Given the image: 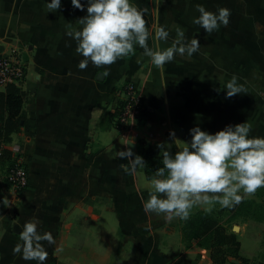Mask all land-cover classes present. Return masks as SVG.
<instances>
[{"label": "crops", "instance_id": "obj_1", "mask_svg": "<svg viewBox=\"0 0 264 264\" xmlns=\"http://www.w3.org/2000/svg\"><path fill=\"white\" fill-rule=\"evenodd\" d=\"M50 2L0 0V52L19 50L27 67L20 85L27 94L24 110L34 120L31 136L15 133L7 144L26 161L28 184L18 194L9 192L0 213V264H37L13 254L19 232L33 218L38 231L51 232L56 241L45 242V264L51 257L52 264H213L208 250L183 239L182 220L145 213L155 172L147 177L143 167L133 170L118 152L131 149L140 156L144 141L162 160L158 143L170 144L174 154L186 145L170 133L190 143V129L197 126L214 134L248 122L250 138H264V0H130L149 9L144 18L150 48H157L158 26L169 32L161 50L172 45L179 26L186 42L198 39L199 51L190 60L177 55L158 69L150 58L140 59L143 49L136 46L133 55L111 66L89 63L83 71V57L66 32L69 23L82 27L77 20L87 14L86 0L84 11L61 0L59 10L48 12ZM197 5L217 14L229 9V24L206 33L192 22L200 15ZM233 74L247 91L226 98ZM126 83L138 89L145 110L119 132L113 113ZM207 207L221 206H197L191 214L209 212ZM242 248L240 243L244 257ZM248 262L229 258L224 264Z\"/></svg>", "mask_w": 264, "mask_h": 264}, {"label": "clouds", "instance_id": "obj_2", "mask_svg": "<svg viewBox=\"0 0 264 264\" xmlns=\"http://www.w3.org/2000/svg\"><path fill=\"white\" fill-rule=\"evenodd\" d=\"M86 4L87 14L77 20L82 27L75 28L69 23L66 32L76 41V53L83 57L78 65L82 71L89 63L94 67L111 66L133 55L136 46L143 49L140 59L150 58L158 69L172 62L177 55L190 60L200 49L198 39L186 42L185 32L179 26L172 45L163 50L158 45L161 41L167 42L169 32L166 27L158 26L154 37L157 48H150L147 41L152 33L144 18L149 9H139L130 0H86ZM71 5L74 9L85 10L82 0H71ZM46 7L48 12H56L61 8V0H51ZM196 9L200 15L192 22L208 34L229 24L231 11L227 8H220L218 14L201 5ZM238 79L233 74L226 83V98L246 93ZM251 131L252 125L248 122L227 125L214 134L197 126L190 129V143L176 139L174 132L170 133L175 143L186 146L173 154L170 144H157L163 166L150 180L151 189L143 202L145 213L162 216L166 221L177 218L187 221L194 207L218 203L221 207L232 208L264 188V138H250ZM118 158L127 159L133 170L147 165L143 157L135 155L131 149L119 151ZM206 210L211 211V207ZM38 223L33 218L23 225L19 232L21 243L15 245L13 254H21L25 261L45 264L49 256L45 242L54 245L56 241L51 232L41 234ZM54 251L60 252L62 248Z\"/></svg>", "mask_w": 264, "mask_h": 264}, {"label": "trees", "instance_id": "obj_3", "mask_svg": "<svg viewBox=\"0 0 264 264\" xmlns=\"http://www.w3.org/2000/svg\"><path fill=\"white\" fill-rule=\"evenodd\" d=\"M26 96V92L16 84H7L0 89V176L7 187L9 185L5 175L15 156L19 155H14V151L8 148L7 144L11 142V137L15 133L22 132L26 136H31L34 126V120L28 117L24 110ZM140 143V156L147 163L143 171L145 176L150 177L163 166L162 160L157 158L155 150L150 145L144 141ZM247 206L250 208L251 205ZM181 233L184 240L190 242L194 239L198 246L208 250L213 264H224L229 258L238 259L242 263L248 262V258L239 255L240 242L236 234L228 230L210 212L198 210L190 214V218L182 223ZM50 260L49 264H52L54 258L51 257Z\"/></svg>", "mask_w": 264, "mask_h": 264}, {"label": "built area", "instance_id": "obj_4", "mask_svg": "<svg viewBox=\"0 0 264 264\" xmlns=\"http://www.w3.org/2000/svg\"><path fill=\"white\" fill-rule=\"evenodd\" d=\"M26 64L17 48L11 47L0 52V89L7 84L20 86L25 79ZM118 107L114 111L113 126L119 132L127 131L143 114L144 105L140 99L138 89L132 83L123 85L120 91ZM14 155H17L14 152ZM5 178L11 193L18 194L28 184L26 161L20 155L15 156Z\"/></svg>", "mask_w": 264, "mask_h": 264}, {"label": "rangeland", "instance_id": "obj_5", "mask_svg": "<svg viewBox=\"0 0 264 264\" xmlns=\"http://www.w3.org/2000/svg\"><path fill=\"white\" fill-rule=\"evenodd\" d=\"M0 183L1 213L11 199V191L3 184L1 176ZM249 204L250 208L247 206ZM209 212L228 230L233 231L235 226L239 227L237 237L243 247L241 255L248 258V264H264V188L245 197L237 208L217 207Z\"/></svg>", "mask_w": 264, "mask_h": 264}, {"label": "water", "instance_id": "obj_6", "mask_svg": "<svg viewBox=\"0 0 264 264\" xmlns=\"http://www.w3.org/2000/svg\"><path fill=\"white\" fill-rule=\"evenodd\" d=\"M13 231H16L15 226H14V228H13Z\"/></svg>", "mask_w": 264, "mask_h": 264}]
</instances>
